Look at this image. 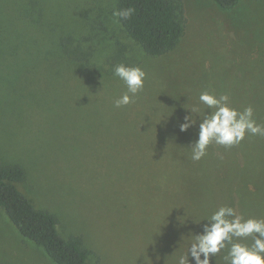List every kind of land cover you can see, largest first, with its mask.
Instances as JSON below:
<instances>
[{
    "label": "rangeland",
    "instance_id": "rangeland-1",
    "mask_svg": "<svg viewBox=\"0 0 264 264\" xmlns=\"http://www.w3.org/2000/svg\"><path fill=\"white\" fill-rule=\"evenodd\" d=\"M115 1L0 0V163L24 168L18 188L57 217L62 235L81 237L88 264H175L219 207L264 218V137L213 142L194 161L201 118L179 128L187 108L211 111L204 91L252 106L264 124V0L229 9L182 0L184 32L157 56L123 32ZM63 37L92 46L90 61L70 60ZM115 62L147 73L136 101L120 108L127 89ZM0 264H54L2 210Z\"/></svg>",
    "mask_w": 264,
    "mask_h": 264
},
{
    "label": "clouds",
    "instance_id": "clouds-1",
    "mask_svg": "<svg viewBox=\"0 0 264 264\" xmlns=\"http://www.w3.org/2000/svg\"><path fill=\"white\" fill-rule=\"evenodd\" d=\"M132 7L114 11L113 15L127 20L132 17ZM113 74L126 85V91L115 100L120 108L134 103L144 88L147 73L139 66H127L123 63L114 67ZM199 102L211 111H204L199 105H193L189 114L180 123V131H187L200 117L198 138L191 147V159L199 161L207 154L211 143L232 147L242 142L246 134L264 137V124L257 123L254 109L248 106L243 111L230 104L227 93L217 96L208 91L201 92ZM200 233H189L190 247L187 252L176 257L175 264H211V258L227 249L223 257L225 264H264V218L245 219L231 206H221L205 219ZM202 221V220H201ZM201 221H194L199 224ZM251 238V244L245 243ZM203 256V259L201 258Z\"/></svg>",
    "mask_w": 264,
    "mask_h": 264
},
{
    "label": "trees",
    "instance_id": "trees-1",
    "mask_svg": "<svg viewBox=\"0 0 264 264\" xmlns=\"http://www.w3.org/2000/svg\"><path fill=\"white\" fill-rule=\"evenodd\" d=\"M212 1L221 9H229L237 2ZM128 7L135 9L130 19L116 18L123 32L145 54L157 56L175 47L184 32L182 0H116L114 11ZM60 43L65 55L78 64L88 63L93 56L92 46H85L78 39L74 41L70 37H63ZM119 56L114 52L112 59L116 60ZM118 63L115 62V65ZM25 176L26 172L21 165L0 163V210L17 232L39 246L54 264H88L91 250L84 246L81 237L74 234L62 235L57 227V217L37 207L18 188L17 184Z\"/></svg>",
    "mask_w": 264,
    "mask_h": 264
}]
</instances>
